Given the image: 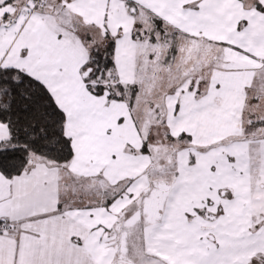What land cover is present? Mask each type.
<instances>
[{
	"label": "crops",
	"instance_id": "obj_1",
	"mask_svg": "<svg viewBox=\"0 0 264 264\" xmlns=\"http://www.w3.org/2000/svg\"><path fill=\"white\" fill-rule=\"evenodd\" d=\"M99 4L94 39L82 13ZM152 19L178 43L137 37ZM3 24L18 29L0 67L47 87L74 154L63 164L33 157L11 179L0 172V264H264V136L247 137L243 119L252 101L264 115V0H12L0 6ZM107 35L119 82L145 86L141 70L152 88L181 78L161 97L162 119L173 139L186 137L161 168L166 141L143 151L155 120L141 128L128 102L84 81ZM9 137L0 122V144ZM168 162L174 175L162 178Z\"/></svg>",
	"mask_w": 264,
	"mask_h": 264
},
{
	"label": "trees",
	"instance_id": "obj_2",
	"mask_svg": "<svg viewBox=\"0 0 264 264\" xmlns=\"http://www.w3.org/2000/svg\"><path fill=\"white\" fill-rule=\"evenodd\" d=\"M10 1L12 0H1L0 6ZM167 29V26L159 20L152 19L151 27L141 25L139 32L136 33L137 37L153 35L151 39L154 40L160 32L159 37L164 38L165 43L170 45L167 39L171 36L163 35ZM173 35L178 34L173 32ZM171 47L173 49L169 52L168 61L175 58L179 48L177 44ZM83 72L84 81L91 93L97 96L108 93L111 100L128 102L141 128L148 124V121L155 120L156 125H151V130L148 131L150 133L146 134L143 151H148L152 140L163 145L166 141L169 152L165 156L162 155L163 158L157 165L161 168L165 164L164 161H170L171 155L180 146L177 145L178 142L186 136L173 139L167 132L162 119L164 108L161 98H154L152 94L150 107L148 109L147 105L148 111L145 112L144 105L140 103L143 100L140 92L142 87L139 84H123L116 79L114 40L111 36L107 35L101 42L93 45ZM243 119L247 137L264 136V115L259 101L249 103L245 108ZM0 122L7 125L10 131V137L0 144V172L9 179L21 175L33 157L58 164L66 163L73 157L71 139L65 130V113L44 84L17 68L0 67ZM158 131H160V135L157 136L159 140L155 139ZM164 170L172 177L174 163L168 162L166 166L164 165L162 178Z\"/></svg>",
	"mask_w": 264,
	"mask_h": 264
},
{
	"label": "rangeland",
	"instance_id": "obj_3",
	"mask_svg": "<svg viewBox=\"0 0 264 264\" xmlns=\"http://www.w3.org/2000/svg\"><path fill=\"white\" fill-rule=\"evenodd\" d=\"M95 6H97L96 8H99V9H96V12L91 13V12L87 11V14L82 13L83 16L85 15L86 17H88L87 19L85 18V20H83L85 24L93 22L91 24V26H89L90 28L88 27L90 32L89 31L88 32L83 31V34L88 33V34H91V36L94 35V37H93L94 39L99 37V33H101L103 30V29H101V27H103L104 21H105V13H104L103 9H101V4H99V6L98 5H95ZM102 6H104L103 2H102ZM76 14L77 15L79 14L80 16H82L81 13H76ZM85 21H90V22L86 23ZM8 25L9 24H5V25L3 24L0 27V61L3 58V56L5 55V51L7 50L8 46L10 45V43L13 39V36L18 29L17 25H12V26H10V25L8 26ZM163 35H165V36L170 35L173 38L172 39L173 42L175 41L176 43H178V41H179L178 40L179 36L173 35L172 31L169 29H167L166 33ZM159 36H161L160 32H159V34H157V37H159ZM150 37H153V35ZM159 47H160V45H159ZM163 47L164 46L161 44V48H163ZM163 53H162L161 57H163ZM179 60H180V58H179ZM144 64H145V67H147L148 63H146V61L144 62ZM141 68H143V67H141ZM173 68L176 70L175 67H173ZM191 71L194 73V75L193 74H190V75H193L194 77L198 76L201 73V69L199 67L198 68L193 67L191 69ZM140 74L143 78L142 82L145 81V83H144L145 86H142L141 91H140L142 93L141 97H143V100H141L140 103H141V105H144L145 112L148 111L146 108L147 105H148V109H149V105L151 104L152 94L154 95V98H161V96H165L167 93H169L170 91L175 89L177 84H179L181 81V78H179L180 77L179 75L175 76V77H167V78L164 77V78L160 79L161 82L159 84H156L155 87L152 88V87L147 85V71L141 70ZM179 74H180V71H179ZM156 82H157V80H156ZM151 89H153V92L151 91ZM148 91H151V92H148ZM159 135H160V131H158L157 135L155 134V139L159 140L157 137ZM79 191L82 192L84 190L80 189Z\"/></svg>",
	"mask_w": 264,
	"mask_h": 264
},
{
	"label": "built area",
	"instance_id": "obj_4",
	"mask_svg": "<svg viewBox=\"0 0 264 264\" xmlns=\"http://www.w3.org/2000/svg\"><path fill=\"white\" fill-rule=\"evenodd\" d=\"M46 0H31V5L34 8H37L39 6H42L45 3ZM0 228L3 232H5L7 230V223L6 222H2L0 224Z\"/></svg>",
	"mask_w": 264,
	"mask_h": 264
}]
</instances>
